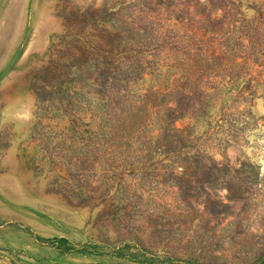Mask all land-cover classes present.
Returning a JSON list of instances; mask_svg holds the SVG:
<instances>
[{"label": "rangeland", "instance_id": "rangeland-1", "mask_svg": "<svg viewBox=\"0 0 264 264\" xmlns=\"http://www.w3.org/2000/svg\"><path fill=\"white\" fill-rule=\"evenodd\" d=\"M258 49L264 0H0V264H264Z\"/></svg>", "mask_w": 264, "mask_h": 264}, {"label": "trees", "instance_id": "trees-1", "mask_svg": "<svg viewBox=\"0 0 264 264\" xmlns=\"http://www.w3.org/2000/svg\"><path fill=\"white\" fill-rule=\"evenodd\" d=\"M212 3H216L215 1ZM158 26V36L156 37L157 41L161 42L159 46H157V50L160 49H165L167 47H170L169 49V54L172 57V60L177 67H180L181 70L184 72V75L182 78H184V82L186 86L194 87V91H198V88H200L202 85H207V83H204V78H208L210 76V71L212 70V66L205 57V53L203 52V48H199L198 52L195 55L190 54V43L189 41L185 40L182 38L179 40V44H181V48L177 49L181 53V56H175L173 49V42L169 40L167 37V32L166 30L165 35L163 33L165 32V28L161 22H159ZM111 37L113 38V44L112 46L114 47L112 50V62L113 65L116 64V68L118 71H123L124 75L126 77V80L128 83L131 84H136L138 81H140L144 75L147 73L148 69L154 70V67L158 64V61L156 62L155 60H152L151 62L146 61L144 57H139L136 59L124 57L122 54L124 51L119 50V44H120V34L118 31H114L113 33L110 34ZM163 35V36H162ZM149 37V36H146ZM258 53L261 55L260 57L262 58H256L253 60V63L257 66H264V53H261V50L258 49ZM159 55H155V57H158ZM263 59V60H262ZM247 62H245L242 66L246 65ZM152 65V66H150ZM196 78V80H192V78ZM110 74H108V78L106 80V85H110V80H111ZM184 84V85H185ZM179 91V85L176 83L174 85V88L172 91L168 93V96H173Z\"/></svg>", "mask_w": 264, "mask_h": 264}]
</instances>
